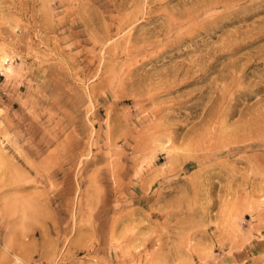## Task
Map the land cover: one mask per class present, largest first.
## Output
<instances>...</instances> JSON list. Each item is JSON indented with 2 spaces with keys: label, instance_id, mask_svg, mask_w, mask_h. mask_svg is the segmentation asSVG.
Wrapping results in <instances>:
<instances>
[{
  "label": "rangeland",
  "instance_id": "obj_1",
  "mask_svg": "<svg viewBox=\"0 0 264 264\" xmlns=\"http://www.w3.org/2000/svg\"><path fill=\"white\" fill-rule=\"evenodd\" d=\"M0 264H264V0H0Z\"/></svg>",
  "mask_w": 264,
  "mask_h": 264
},
{
  "label": "bare ground",
  "instance_id": "obj_2",
  "mask_svg": "<svg viewBox=\"0 0 264 264\" xmlns=\"http://www.w3.org/2000/svg\"><path fill=\"white\" fill-rule=\"evenodd\" d=\"M15 256H16V255H15ZM16 257H17L18 260H20V261L22 260V258L19 257L18 255H17ZM22 261H23V260H22Z\"/></svg>",
  "mask_w": 264,
  "mask_h": 264
}]
</instances>
